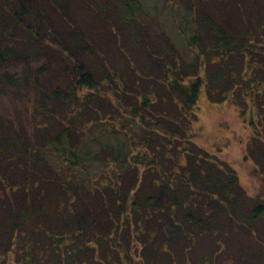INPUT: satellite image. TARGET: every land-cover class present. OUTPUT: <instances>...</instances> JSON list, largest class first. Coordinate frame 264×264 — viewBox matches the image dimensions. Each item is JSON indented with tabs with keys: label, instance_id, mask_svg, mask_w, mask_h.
<instances>
[{
	"label": "trees",
	"instance_id": "obj_1",
	"mask_svg": "<svg viewBox=\"0 0 264 264\" xmlns=\"http://www.w3.org/2000/svg\"><path fill=\"white\" fill-rule=\"evenodd\" d=\"M93 1L111 51L75 24L61 31L41 0H0V67L26 61L0 73V86L23 92L14 114L0 111V188L24 193L1 241L17 231L18 264H246L245 230L264 250V0ZM17 26L24 41L9 37ZM211 84L226 86L251 130L255 196L194 140Z\"/></svg>",
	"mask_w": 264,
	"mask_h": 264
},
{
	"label": "rangeland",
	"instance_id": "obj_2",
	"mask_svg": "<svg viewBox=\"0 0 264 264\" xmlns=\"http://www.w3.org/2000/svg\"><path fill=\"white\" fill-rule=\"evenodd\" d=\"M41 3L50 20H52L61 31L65 30L68 23L75 24L84 31L93 32V40L96 45L102 46L106 49V51L112 50V37H110V34L105 32L98 16L95 14V11L97 12V4L95 1L41 0ZM94 8L96 10H92ZM59 14H63L62 19L59 17ZM118 25V29H122V34H124V37L122 38V36H120L119 40L123 51L127 54L129 60H137L139 58L138 51L128 43L129 38L127 32H124L125 28L120 24ZM9 37L19 42L24 41L25 39L23 38H25V29L21 26H17V28L11 27ZM48 54V52H42L41 55L43 56ZM227 61V63L232 66L231 70H233V74L238 73L241 70V66L239 65L238 60L234 59V56L228 57ZM6 67L7 69H5ZM25 67L26 61L14 60V62L8 63L4 67H0V73L5 70H9L11 72H22ZM247 69L249 68L247 67ZM204 70H206V68L202 69L200 72L202 76H204ZM253 74L254 76L257 74L256 69H254ZM0 87V111L4 108L7 110L6 113H11L12 115L21 106L23 92L16 88H9L11 86L6 88L2 86ZM225 87L226 86H214L213 84L209 85L208 89L212 94H207V92H205L204 85L200 87L197 103L198 114L194 127V140L198 145L208 150L210 154H212V157L217 159L220 163L228 162L238 174L240 183L246 189L247 194L252 197L258 193V180L257 177L251 173L253 160L248 156L249 153L246 151L247 142L251 136V130L247 125V121H243L241 118L233 97L230 93L224 92ZM237 93L238 89L235 87L234 95L236 96ZM237 98L241 101L239 96H237ZM245 107L248 110V106H246L245 103H241V108ZM247 119H249V117H247L246 120ZM8 164H10V162H8ZM23 176L24 173H20L12 164L11 176L10 178L8 177L9 181H11L10 183H12V181L17 183L16 181H19L23 178ZM33 177H36V180L33 179ZM34 180L36 187L43 185L42 187L46 191L44 193L45 195L50 193L51 185L40 183L39 178L32 175V181ZM7 191L8 192L6 193H8V195L3 191L1 192L0 188V194L2 193V198H0V253L2 251L0 264H18L19 261L21 262V257L24 256V251L20 243L21 237L18 236L16 231L14 236H12L14 238V240L12 238V245L1 241L6 224L3 215L4 213L10 212L9 207L11 204H13V207L22 206L24 193L21 188H15L12 193H9L11 192L9 188ZM30 192L34 193L35 187H31ZM20 229H22V227H20ZM249 233V231L245 230V233L241 238L247 245L242 244L243 241H240L237 243V246L239 249L245 247L246 264H249V262L253 264H256V262L257 264H264V250L259 249V245L256 246L254 244L253 237L255 238L256 233L251 232L252 236ZM259 234L264 238V229L260 230ZM231 239L234 240V236H231ZM17 243H20L21 246L18 247L19 244ZM3 248H5V250H9L7 255H3ZM227 263H230V261Z\"/></svg>",
	"mask_w": 264,
	"mask_h": 264
}]
</instances>
